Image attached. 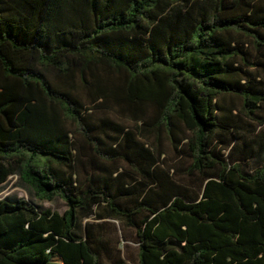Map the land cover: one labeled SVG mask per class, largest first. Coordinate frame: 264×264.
I'll use <instances>...</instances> for the list:
<instances>
[{
	"label": "trees",
	"instance_id": "trees-1",
	"mask_svg": "<svg viewBox=\"0 0 264 264\" xmlns=\"http://www.w3.org/2000/svg\"><path fill=\"white\" fill-rule=\"evenodd\" d=\"M111 220L264 264V0H0V264H124Z\"/></svg>",
	"mask_w": 264,
	"mask_h": 264
},
{
	"label": "rangeland",
	"instance_id": "rangeland-1",
	"mask_svg": "<svg viewBox=\"0 0 264 264\" xmlns=\"http://www.w3.org/2000/svg\"><path fill=\"white\" fill-rule=\"evenodd\" d=\"M171 157L172 154L167 150V160ZM5 198L24 200L33 198L44 209H49L60 214H63L67 209L66 202L61 198L54 199L53 201L35 199L31 189L22 184L18 176H10L7 182L2 185L1 199ZM106 224L108 225L104 234L107 238L111 239L114 248L121 250V258L125 262L124 264H139V244L136 241L135 231L133 229L124 230L121 223L114 220Z\"/></svg>",
	"mask_w": 264,
	"mask_h": 264
}]
</instances>
